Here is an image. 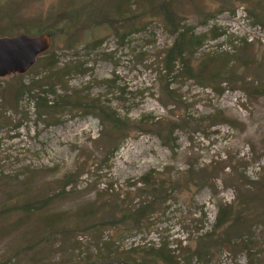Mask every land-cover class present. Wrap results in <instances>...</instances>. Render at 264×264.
<instances>
[{"label": "rangeland", "instance_id": "374dc122", "mask_svg": "<svg viewBox=\"0 0 264 264\" xmlns=\"http://www.w3.org/2000/svg\"><path fill=\"white\" fill-rule=\"evenodd\" d=\"M178 27L200 38L194 76L166 79ZM37 33L48 51L0 77V264H264V0H0V36Z\"/></svg>", "mask_w": 264, "mask_h": 264}, {"label": "trees", "instance_id": "16d2710c", "mask_svg": "<svg viewBox=\"0 0 264 264\" xmlns=\"http://www.w3.org/2000/svg\"><path fill=\"white\" fill-rule=\"evenodd\" d=\"M133 8H134V11L137 10L136 6L135 5L134 6L130 5L129 2H127V4H124V5H118L116 7L115 14L119 18V21L125 23V22H128V20H130L132 17L133 18H140L138 16L139 11L137 13H134V14L132 13ZM147 11L148 12H154L155 15L159 14L162 17V20L168 22L170 27L174 26V24L172 22H170L172 14H171L170 11H168V9L166 7V2L165 3L162 2V3H159L157 5L151 4L150 6L147 7ZM186 29H188V28H184V27L176 28V30L174 31V32H176L175 40L173 41V43L168 48H166L162 52L163 56L160 59V73L166 79H172V77L178 76L179 72L175 70L176 65L181 66V68H180L181 69V74L180 75H182V76L183 75H185V76L187 75V76H190V77L194 76L192 74H193V72L195 70H194V68H192L190 63L188 61H186V58H189L191 56L192 52L199 47L200 38L199 37H194L191 34V32L188 33ZM39 34H43V33H37V34H34V35H39ZM44 34H47V33H44ZM47 35L49 37V34H47ZM30 36H33V35H30ZM0 37H2V36H0ZM119 39L121 41L124 40L125 39V34L124 35L121 34ZM47 51H45L42 54H45ZM48 58L49 59H47L45 61V62H47L45 68L51 72V70H55L56 69L57 61L55 59H52V54L49 55ZM174 70H175L176 74L173 73ZM49 87H51V86H49ZM40 93H43V92L40 91ZM34 95H35L34 96L35 99H37L38 101L42 100L37 94H34ZM167 98L168 99H173V96L168 95ZM80 100L81 99L76 98V100L73 101L72 103L76 104L79 107L80 105H82L79 102ZM40 102H42L43 104H46L43 101H40ZM64 102H65L64 99H61L59 101L58 105L60 106V108H62L64 106V104H65ZM85 109H93V110H97L100 114H105L104 113L105 107H99L98 104L95 101H91V103L89 105H86ZM113 115H114V117L116 116V118L115 119L111 118V120H113L115 123L125 124V122H127V121H125L126 120L125 118L124 119H117V114H113ZM113 115H112V117H113ZM161 122L162 121L159 120L158 118H156V119L151 118L150 121H149V124H143V125L145 127H149V128L162 126L161 128L156 129L157 137H158V139L160 140V142H161V144L163 146L171 149L172 148L171 145L173 143V139H171L170 136L173 134L175 126L174 125L172 126V125H169V124L166 125V123L165 124H161ZM138 123H141V121L138 122ZM163 129L166 130V131H164V133H165L164 135L161 134V130H163ZM205 169H208V168L204 167L203 169H200L199 172H203V171H205ZM206 180H208L207 177L204 179L205 183H206ZM139 183H142L144 187L149 188V192L150 193H152V194L155 193L154 195H152L153 199H157L160 196L159 194H156V192L159 189L162 192V188H163L162 184H160V183L155 184L157 186V188H158L156 190L155 187H153V186L151 187V185H148L144 181H139ZM172 189L173 188L166 189L164 191L165 193L163 195L165 196L166 192L167 191L171 192ZM116 199H117V195H115V196L113 195V199L111 198V199H107V200L114 201ZM102 208H104V207H102ZM145 208H147V205L146 206L142 205V206H139L134 211L142 212ZM114 209H115V206H114ZM119 211H126V210L125 209H119ZM122 214H123V216L121 217L122 220L127 219L125 217V215H127L128 217H131L133 219V227L137 226V224L139 222V219L138 218H133L132 216H134V214H125V213H122ZM235 217H238V213L235 214ZM230 218H231V215H230L229 208L226 205H224V204L223 205L219 204L217 206V214H216V217H215V222H214L213 228H220L226 222H228V220ZM197 232L198 231H196L195 234H197ZM203 236L204 235H199V237L198 238L195 237V239L201 240V237H203ZM240 242L244 243V240L240 241ZM231 244H232V242H231ZM185 250H186V253L190 252L187 249H185ZM147 252H150V253L151 252L152 253L155 252L154 254L155 255L157 254V256L161 260L165 261L167 264H171L173 262L172 261V259H173L172 256H169V255L165 256L163 253L157 252L156 250H153V249H148ZM196 254L199 255V257L201 256L199 251Z\"/></svg>", "mask_w": 264, "mask_h": 264}, {"label": "water", "instance_id": "95a60500", "mask_svg": "<svg viewBox=\"0 0 264 264\" xmlns=\"http://www.w3.org/2000/svg\"><path fill=\"white\" fill-rule=\"evenodd\" d=\"M49 48L47 34L0 37V77L24 74Z\"/></svg>", "mask_w": 264, "mask_h": 264}]
</instances>
